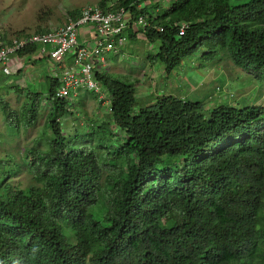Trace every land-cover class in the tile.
<instances>
[{
	"label": "trees",
	"instance_id": "trees-1",
	"mask_svg": "<svg viewBox=\"0 0 264 264\" xmlns=\"http://www.w3.org/2000/svg\"><path fill=\"white\" fill-rule=\"evenodd\" d=\"M169 1L118 3L132 23L148 24L127 30L121 53L144 37L157 46L149 57L167 72L203 49L205 62L227 54L264 79V0ZM35 51L17 57L28 62ZM106 70L97 79L111 97L124 145H107L114 134L99 127L104 155L71 146L58 120L72 106L51 101L48 149L34 147L25 166L0 171V264H264V109L206 111L201 101L169 97L136 113L134 87ZM21 74L2 77V84ZM56 88L49 78V100ZM39 95L30 94L31 106ZM0 108L9 111L1 99ZM31 115L28 124L36 111ZM97 131L75 140H94ZM24 167L34 185L14 187L7 180Z\"/></svg>",
	"mask_w": 264,
	"mask_h": 264
},
{
	"label": "rangeland",
	"instance_id": "rangeland-1",
	"mask_svg": "<svg viewBox=\"0 0 264 264\" xmlns=\"http://www.w3.org/2000/svg\"><path fill=\"white\" fill-rule=\"evenodd\" d=\"M99 2L100 0H0L2 36L8 41L15 37L54 30L63 26L71 13L88 9ZM138 40L119 55H110L111 60L106 61L109 65L106 70L108 75L134 87L136 113L141 108L159 105L169 97L183 101H201L206 111L219 107L245 109L257 106L264 109V79L238 67L229 55L217 54L214 60L205 62L202 58L205 50L201 49L182 62L181 67L167 72L165 65L149 57L150 54L155 55L157 46H152L144 37ZM46 66L45 62H37L36 68L24 76L25 80L17 79L11 86L2 84L1 78L5 76L1 74L0 67V99L9 106L6 113L0 108V161L3 162L0 171L8 172L18 164L25 166L28 151L34 147L48 149L52 134L48 127L49 68ZM11 71L12 74L17 73L14 66ZM15 85L22 89L21 95L14 89ZM104 88L101 86L98 94L81 96L80 100L72 104L71 114L58 120L62 135L71 146L88 145L99 156L104 155V149L98 146L96 138L104 129L114 134L112 138L106 137V144L110 147L124 145L126 140L125 134L114 124L111 97ZM35 92L40 94L35 102L36 108L31 106L29 99L30 94ZM33 111H36V115L33 122L28 124ZM10 114L14 118L11 119ZM93 124L95 126L90 128ZM99 127L104 129L97 131ZM92 129L98 132L94 140H75V136L87 134ZM7 159L12 160L6 164ZM7 181L17 188L34 185L33 177L25 167L16 177Z\"/></svg>",
	"mask_w": 264,
	"mask_h": 264
},
{
	"label": "built area",
	"instance_id": "built-area-1",
	"mask_svg": "<svg viewBox=\"0 0 264 264\" xmlns=\"http://www.w3.org/2000/svg\"><path fill=\"white\" fill-rule=\"evenodd\" d=\"M114 1L107 9L99 6L84 9L75 20L68 18L54 30L15 37L7 42L2 41L0 27L1 74L11 76V68L18 65L15 61L21 60L17 55L31 48L36 50L31 58L45 61L49 76L57 83L53 100H66L72 105L82 94H98L101 86L97 75L104 73L108 56L121 53L120 48L128 41V29L148 25L143 18L132 23L131 11L118 7L121 0ZM185 31L186 26L181 27L179 36ZM17 68L19 71L20 67Z\"/></svg>",
	"mask_w": 264,
	"mask_h": 264
},
{
	"label": "crops",
	"instance_id": "crops-1",
	"mask_svg": "<svg viewBox=\"0 0 264 264\" xmlns=\"http://www.w3.org/2000/svg\"><path fill=\"white\" fill-rule=\"evenodd\" d=\"M23 60H21V61H18V63H17V61H15V63L16 64H18L17 66L18 67H22L21 68V70H22V74H21V76H20V78H22V80L24 79L25 80V77H26V74H28V72L30 71L31 72V70L32 69H34V68H36V64H37V62H30V61H28V62H26L24 65H23V63H21ZM25 61V60H24ZM35 64V65H34ZM14 67H16V66H14ZM17 71H18V68H17ZM25 72V73H24ZM25 76V77H24ZM18 79V78H17ZM16 79V80H17ZM25 82V81H24Z\"/></svg>",
	"mask_w": 264,
	"mask_h": 264
},
{
	"label": "clouds",
	"instance_id": "clouds-1",
	"mask_svg": "<svg viewBox=\"0 0 264 264\" xmlns=\"http://www.w3.org/2000/svg\"><path fill=\"white\" fill-rule=\"evenodd\" d=\"M167 2H170V1L168 0V1H166V3H167ZM94 6H97V5H94ZM94 6H91V7H94ZM166 6H167V5H166ZM68 18H71V17H68ZM72 19H73V18H72ZM67 20H68V19H67ZM66 22H67V21H66ZM186 29H187V26H186ZM108 58H109V56H108ZM21 60H23V61L21 62V63H23V65L27 62V61H26V58H24V59L22 58ZM21 60H20V61H21ZM24 60H25V61H24ZM107 60H108V62H109L110 59H107ZM30 62H45V61H39V60H35V59L31 58ZM34 65H35V64H34ZM16 67H17V66H16ZM16 67H15V68H16ZM46 67H47V66H46ZM21 68H22V67H21ZM21 68H20V70H21ZM106 68H107V67H106ZM105 70H106V69H105ZM48 77L51 78V77L49 76V74H48ZM54 83H55V81H54ZM57 87H58V86H57ZM56 90H57V88H56ZM86 94H90V93H86ZM54 95H55V94H54ZM83 95H84V94H82L81 96H83ZM81 96H80L79 98H77V100H80V99L82 98ZM47 100H48L49 104L51 103V101H54L53 98H52V99L50 98V100H49V96H48V99H47ZM77 100H76V101H77ZM70 105H71V104H70ZM71 106H72V105H71ZM50 108H51V104H50Z\"/></svg>",
	"mask_w": 264,
	"mask_h": 264
}]
</instances>
